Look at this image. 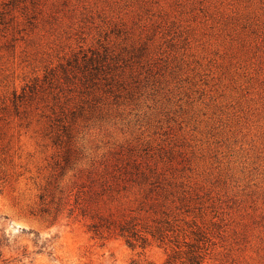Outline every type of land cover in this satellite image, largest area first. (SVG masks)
Masks as SVG:
<instances>
[{
    "label": "rangeland",
    "instance_id": "374dc122",
    "mask_svg": "<svg viewBox=\"0 0 264 264\" xmlns=\"http://www.w3.org/2000/svg\"><path fill=\"white\" fill-rule=\"evenodd\" d=\"M188 252L264 264V0H0V264Z\"/></svg>",
    "mask_w": 264,
    "mask_h": 264
},
{
    "label": "trees",
    "instance_id": "16d2710c",
    "mask_svg": "<svg viewBox=\"0 0 264 264\" xmlns=\"http://www.w3.org/2000/svg\"><path fill=\"white\" fill-rule=\"evenodd\" d=\"M153 212L157 213V210H153ZM92 227L94 228V234H102L101 230L97 226L93 225ZM115 231H117V234L122 237L125 243L131 248H135L137 246L144 248L152 242L151 240L159 243L172 242L168 234L165 233L163 228L159 226H154L148 229L146 227H139L136 223L132 224L131 222H126L115 226ZM148 237H151V240H149ZM187 255V264H201V261L196 254L188 252Z\"/></svg>",
    "mask_w": 264,
    "mask_h": 264
}]
</instances>
